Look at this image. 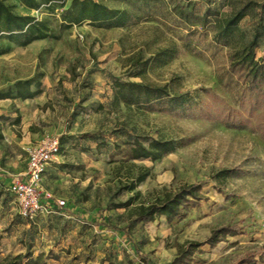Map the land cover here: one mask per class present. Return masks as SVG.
<instances>
[{"label": "rangeland", "instance_id": "374dc122", "mask_svg": "<svg viewBox=\"0 0 264 264\" xmlns=\"http://www.w3.org/2000/svg\"><path fill=\"white\" fill-rule=\"evenodd\" d=\"M64 1L66 6L54 12L45 7L32 11L38 18H49L59 38L0 56V259L24 253L32 244L35 254L52 250L57 256L47 264H99L107 257L116 264H131L132 243L124 240L123 232L114 234L103 224L127 226L141 204L200 181L206 199L187 216L173 222L156 217L133 223L132 240L154 264H168L188 241H204L214 228L240 222L246 233L228 235L215 247L203 245L193 264H233L253 251L259 252L255 262L246 264H264L261 136L251 128L209 120L197 111L166 114L114 102L113 84L120 78L172 82L179 91L206 88L231 104V94L220 81L229 66V49L211 45L209 33L186 36V26L171 10L184 0H150L148 8H133L124 0H99L128 8L133 19L124 27L107 29L86 22L63 30L60 14L72 0ZM193 1L202 14L208 2ZM211 2L227 16L249 4L240 27L246 39L252 38L259 22L256 11L264 0ZM187 40L201 52L185 46ZM174 41L183 45L177 58L163 66L150 61L141 71L147 59ZM257 55L264 59V40ZM28 78L35 79L31 88H39L38 93L17 97V81ZM129 134L146 143L162 137L181 145L156 161H127L117 145L123 148ZM50 136H60L63 147L59 161L45 174V184L69 206L27 220L19 215L18 202L6 184L23 172L28 148ZM143 173L146 178L128 189ZM130 198L131 205H122Z\"/></svg>", "mask_w": 264, "mask_h": 264}, {"label": "trees", "instance_id": "16d2710c", "mask_svg": "<svg viewBox=\"0 0 264 264\" xmlns=\"http://www.w3.org/2000/svg\"><path fill=\"white\" fill-rule=\"evenodd\" d=\"M124 1H127L133 8H137L139 5L142 8L150 6V0ZM206 1L208 4L202 14L196 12L193 0L178 1L171 10L186 26L188 38L191 36L199 38L204 33H209L211 45L229 49V66L225 78L220 77V81L223 88L231 94L232 103L225 104L216 94L206 88L179 91L173 87L172 82L166 84L137 83L120 78H117L113 84L114 102L124 103L127 107L137 106L147 111L166 114L197 111L201 116L219 121L227 127L251 128L264 140V59L257 55V49L264 40V2L258 5L256 11L259 22L255 26L254 34L252 38L246 39L240 23L246 16V8L249 7V4L227 16L214 6L211 0ZM21 2L31 9L41 10L42 7H45L49 12H54L59 6H66L64 0H21ZM140 2L143 4H139ZM132 19L133 14L126 7L109 6L99 0H72L60 14L59 27L65 30L87 22L100 28L111 29L124 27ZM59 37L60 34L54 32L49 18H38L35 15L18 13L14 4L0 0V55L9 53L13 49V45L27 46L37 40ZM185 46L195 52H201L196 44H192L191 40L185 41ZM182 47L183 45L174 41L171 45L161 48L146 60L141 71L146 70L150 61H154L159 66L169 63L178 57ZM34 81V78L18 80L16 96L34 97L39 91V88L37 90L31 88ZM207 97L219 104L212 105L208 102ZM60 139L63 147L62 138L60 137ZM179 143L173 139L162 137L153 138L146 143L140 136L129 134L124 142V147L117 145V148L119 149L118 153H123L127 161L136 159L156 161L174 152L181 145ZM181 143L183 142L181 141ZM145 178V173L138 175L135 182H131L127 186L128 189H135L137 184ZM203 183L197 181L183 184L173 191L165 192L151 203L141 204L136 209V218L127 226L121 228L104 224L103 226L111 231L113 229L114 234L123 232L124 240L132 243L131 252L128 253L131 264H154L150 257L132 240L129 228L133 223L154 221L156 217H164L167 222H173L187 216L192 208L206 199L202 193ZM132 201L133 198H130L122 205H131ZM246 229V226H242L240 222L216 227L204 241L191 240L180 246L178 253L168 264H193L195 253L201 251L203 245L209 244L211 247H215L228 235L244 234ZM32 247L33 245L30 244L24 253L0 259V264H47L49 259L57 258L52 250L47 254L42 251L35 254ZM260 252L264 253V248ZM257 253L259 252H249L233 264L255 262L254 257ZM99 264H116V262L107 257L103 258Z\"/></svg>", "mask_w": 264, "mask_h": 264}, {"label": "built area", "instance_id": "2783aa9c", "mask_svg": "<svg viewBox=\"0 0 264 264\" xmlns=\"http://www.w3.org/2000/svg\"><path fill=\"white\" fill-rule=\"evenodd\" d=\"M61 151L60 136L47 137L29 147L25 170L6 184L18 202L21 217L34 220L40 214H52L69 205L66 198L43 186L49 164L58 158Z\"/></svg>", "mask_w": 264, "mask_h": 264}, {"label": "crops", "instance_id": "0c3cea01", "mask_svg": "<svg viewBox=\"0 0 264 264\" xmlns=\"http://www.w3.org/2000/svg\"><path fill=\"white\" fill-rule=\"evenodd\" d=\"M6 1H12V2H10L11 4H14L15 5V10L18 12V13H21V14H31V15H34L33 14V10H36V9H31V8H29V7H27V6H25V5H23V3L21 2V0H6ZM38 41H41V40H37V41H34L33 43H36V42H38ZM33 43H31V44H33ZM31 44H29V45H31ZM29 45H27V46H29ZM20 47H23V46H18V45H13V49L11 50V51H13L15 48H20ZM10 51V52H11ZM7 54V53H6ZM2 55H4V54H1L0 56H2ZM60 156H61V154L58 156V158L56 159V160H54L53 162H51L50 164H49V166H48V168H47V171H48V169H49V167H51L53 164H55V163H57L58 161H59V159H60ZM25 168H26V165H25ZM25 168H24V170H25ZM23 170V171H24ZM46 171V172H47ZM22 173V172H21ZM46 174V173H45ZM12 179V177L11 178H9V181ZM8 181V182H9ZM7 182V183H8ZM43 186L45 187V188H47V189H50V190H53L56 194H57V192L54 190V189H51V188H49L48 186H47V184H45V175H44V179H43ZM58 195V194H57ZM59 196V195H58Z\"/></svg>", "mask_w": 264, "mask_h": 264}]
</instances>
